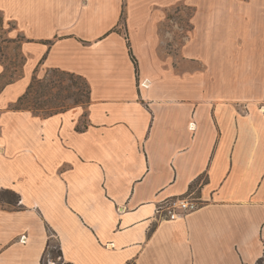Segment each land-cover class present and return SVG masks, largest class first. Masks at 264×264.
I'll use <instances>...</instances> for the list:
<instances>
[{
    "label": "crops",
    "instance_id": "obj_1",
    "mask_svg": "<svg viewBox=\"0 0 264 264\" xmlns=\"http://www.w3.org/2000/svg\"><path fill=\"white\" fill-rule=\"evenodd\" d=\"M185 5L188 43L173 53L161 32ZM0 12L25 37L20 67L0 59V264H44L53 240L67 264L256 263L264 0H0ZM48 71L82 77L89 101L14 108ZM182 195L204 206L154 220Z\"/></svg>",
    "mask_w": 264,
    "mask_h": 264
},
{
    "label": "rangeland",
    "instance_id": "obj_2",
    "mask_svg": "<svg viewBox=\"0 0 264 264\" xmlns=\"http://www.w3.org/2000/svg\"><path fill=\"white\" fill-rule=\"evenodd\" d=\"M177 12L179 14L178 16L174 14V23L169 22L164 24L163 30L161 32L163 34V42L166 46L173 48V50H171V52L173 53L179 52V48L182 43H188L187 36L189 35L188 32L191 29L189 20V15L192 12L191 9L185 5L181 10ZM176 22H179L180 30L176 28ZM15 29L16 25L14 22H10L7 25V38L11 40H9L6 45L2 46V48L4 49L2 51L3 53L0 54V59L2 58V56H4V58L12 63L10 64V72H12L11 68L22 64V60H20L18 54V42L25 37L24 35L20 34L17 35V31ZM174 29H176L175 34L173 36H167L166 32H173ZM124 32L125 34L127 33L126 31ZM12 39L13 41H15V43H13ZM3 42L4 41L0 40L1 45L4 44ZM177 45H179V47ZM35 76V79L37 81L43 80V82L41 83L44 87L36 90L38 88L37 86L35 92H33L28 97V99L33 101L32 97H36L40 100V105L43 106L42 109H40V112L44 114L62 112L73 107L82 106L86 103L88 88L82 79L66 75L58 71H48L44 76H38L37 74ZM1 84L2 82H0V85ZM34 84L36 85L37 82H34ZM25 106H28V103ZM30 106H33V103H30ZM54 247L57 248L55 249ZM52 250L58 251V244L55 240H53L52 242L51 251ZM51 251L48 253L50 256L46 258V264L49 259H55V262L57 264H67L63 263V260L59 261L58 257L53 256V253Z\"/></svg>",
    "mask_w": 264,
    "mask_h": 264
},
{
    "label": "built area",
    "instance_id": "obj_3",
    "mask_svg": "<svg viewBox=\"0 0 264 264\" xmlns=\"http://www.w3.org/2000/svg\"><path fill=\"white\" fill-rule=\"evenodd\" d=\"M141 86L148 87L146 81L141 83ZM204 206V202H200L192 195H182L167 198L160 201L155 209L154 220L158 221H175L185 218L191 213L196 212ZM25 239L23 236L20 241ZM55 249L57 247H54ZM47 252H50V246H48ZM47 253V256H50ZM58 260L62 261V256H58ZM64 263V262H63ZM46 264V261L44 262ZM47 264H57L55 260L49 259Z\"/></svg>",
    "mask_w": 264,
    "mask_h": 264
},
{
    "label": "trees",
    "instance_id": "obj_4",
    "mask_svg": "<svg viewBox=\"0 0 264 264\" xmlns=\"http://www.w3.org/2000/svg\"><path fill=\"white\" fill-rule=\"evenodd\" d=\"M0 40L1 41H4L2 44L3 45H1V47H0V54L1 53H3L2 51H3V49L4 48H2V46H4V45H6L7 44V42L9 41V40H11V39H8L7 38V23H6V20H5V18H4V15H3V13H1L0 12ZM24 40V38H22L19 42H18V44L20 45V42L21 41H23ZM12 41H13V39H12ZM13 43H15V41H13ZM19 45H18V49H19ZM128 48H129V54H130V57H131V59H132V61H133V63H134V65H135V68H136V72L138 73L139 72V66H138V60H137V58L135 57V55H134V53H133V50H132V47H131V45L130 44H128ZM58 72H60V71H58ZM61 73H64V74H66V75H70V76H74V77H76V78H79V79H82L84 82H85V84H86V86H87V88H88V90H87V101H86V103L89 101V98H90V88H89V86H88V84L86 83V81L82 78V77H80V76H77V75H75V74H71V73H66V72H61ZM35 77L36 76H34V78H33V82L31 83V85L29 86V88H28V91H27V93L22 97V98H20V100L17 102V104L14 106V108H16V109H27V110H34V111H40V109H42V105H40V100L38 99V98H36V97H32L33 98V101H31L30 99H28V97L33 93V92H35V89H36V87L38 86V88L36 89V90H38V89H40V88H43L44 86H43V84L41 83V82H43V80H41V81H37L36 79H35ZM36 80V81H35ZM34 82H37V84L35 85L34 84ZM28 103V106H25L26 104ZM30 103H33V106H30ZM85 103V104H86ZM84 104V105H85ZM30 107V108H29ZM37 108V109H36ZM42 111H44V110H42ZM56 113H58V112H56ZM51 114H54V113H51ZM48 115V114H47ZM49 246V245H48ZM52 253H53V256H62V252H61V250L59 249V247H58V251H52ZM255 264H264V252H263V254H262V256L256 261V263Z\"/></svg>",
    "mask_w": 264,
    "mask_h": 264
}]
</instances>
